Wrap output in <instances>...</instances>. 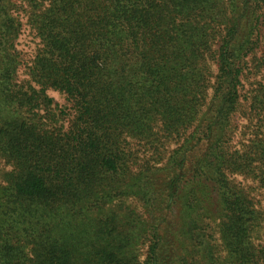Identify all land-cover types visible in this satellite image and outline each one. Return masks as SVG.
<instances>
[{
    "label": "trees",
    "instance_id": "obj_1",
    "mask_svg": "<svg viewBox=\"0 0 264 264\" xmlns=\"http://www.w3.org/2000/svg\"><path fill=\"white\" fill-rule=\"evenodd\" d=\"M0 264H264V0H0Z\"/></svg>",
    "mask_w": 264,
    "mask_h": 264
},
{
    "label": "rangeland",
    "instance_id": "obj_2",
    "mask_svg": "<svg viewBox=\"0 0 264 264\" xmlns=\"http://www.w3.org/2000/svg\"><path fill=\"white\" fill-rule=\"evenodd\" d=\"M30 44L28 37L22 40V44L20 46V49H23L24 52L30 51V47L28 46ZM28 53V52H27Z\"/></svg>",
    "mask_w": 264,
    "mask_h": 264
}]
</instances>
